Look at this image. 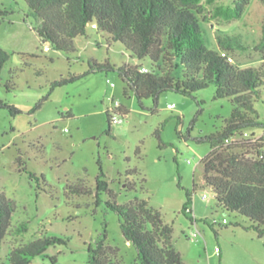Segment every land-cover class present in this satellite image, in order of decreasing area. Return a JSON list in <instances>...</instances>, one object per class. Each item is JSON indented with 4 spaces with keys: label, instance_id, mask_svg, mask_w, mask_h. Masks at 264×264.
<instances>
[{
    "label": "rangeland",
    "instance_id": "1",
    "mask_svg": "<svg viewBox=\"0 0 264 264\" xmlns=\"http://www.w3.org/2000/svg\"><path fill=\"white\" fill-rule=\"evenodd\" d=\"M235 1L202 3L211 14L218 5L234 7ZM0 6L13 10L0 22V48L10 54L0 71V101L21 110L12 115L0 106V191L16 204L0 262L7 263L14 248L48 235L69 240L47 249L58 261L37 256L29 264H91L89 246L96 247L107 231L106 242L118 248L115 263L136 264L137 249L123 236L119 214L107 206L113 198L105 191L97 195L102 166L117 203L143 198L161 212L173 227L172 241L185 264H264V235L245 229L246 217L219 207L204 181L201 160L211 147L202 138L222 129L233 109L229 98H215L212 84L191 96L164 91L157 101L125 95L118 69L142 63L152 70L149 59L137 61L121 42L109 44L91 26L86 36L74 39L76 51L55 50L39 36V24L24 0H0ZM263 23L264 2L250 0L242 18L206 22V41L217 47L219 35L240 34L246 47L233 52L234 61L256 66L262 61L255 45ZM93 60H108L116 68L54 86L87 72ZM118 104L127 114L117 110ZM255 107L264 123V93ZM108 111L122 119L112 123L110 132ZM251 135L264 136V127L244 131ZM129 183L135 188L129 189ZM79 184L91 192H72ZM186 190L201 232L196 240L188 237L196 230L191 214L182 211ZM24 221L28 229L20 233Z\"/></svg>",
    "mask_w": 264,
    "mask_h": 264
},
{
    "label": "trees",
    "instance_id": "2",
    "mask_svg": "<svg viewBox=\"0 0 264 264\" xmlns=\"http://www.w3.org/2000/svg\"><path fill=\"white\" fill-rule=\"evenodd\" d=\"M24 1L29 15L39 24L36 28L39 36L55 50L76 51L74 39L86 36L91 26L105 34L109 44L121 42L137 61L149 59L152 70L142 71L145 67L142 63L118 69L125 84V95L133 93L140 101L150 97L157 101L164 91L191 96L212 84L215 98H229L233 109L222 129L202 138L211 147L201 160L204 181L214 190L219 207L246 217L250 224L243 227L254 229L260 237L264 235V136H244L247 129L264 127L255 107V102L264 93V23L262 37L255 45L262 61L259 65L245 67L233 58V52L246 47L242 36L219 35L217 47H212L206 41L204 26L218 17L226 20L242 18L250 0H236L234 7L218 5L211 14L205 12L202 0ZM214 1L207 0L208 3ZM11 13L13 10L0 6V22ZM9 58L10 54L0 48V71ZM115 68L108 60H93L87 72L56 81L54 86L73 82L90 72ZM0 106L9 108L12 115L21 112L2 101ZM117 110L123 115L128 112L122 107ZM107 116L110 132L113 115L108 111ZM237 135L241 137L234 139ZM23 170L31 178L39 179L25 167ZM96 182L97 195L105 191L114 200L108 201L107 206L119 214L123 236L136 247V264H185L182 253L172 241L173 227L164 222L158 209L138 197L125 204L117 203L102 166ZM127 187L134 189L135 184L129 183ZM72 192L91 190L79 184ZM191 203L192 194L186 190L184 213H188ZM15 209V201L0 191V248L12 225ZM190 219L192 222L193 217ZM28 224V221L22 222L19 232L27 231ZM106 241L107 231L96 247L89 246L91 264H117L114 257L118 248ZM68 243L69 240L63 237L47 235L14 248L8 262L0 264H29L37 256L56 263L58 256L49 255L47 249Z\"/></svg>",
    "mask_w": 264,
    "mask_h": 264
},
{
    "label": "built area",
    "instance_id": "3",
    "mask_svg": "<svg viewBox=\"0 0 264 264\" xmlns=\"http://www.w3.org/2000/svg\"><path fill=\"white\" fill-rule=\"evenodd\" d=\"M94 27H96V25H94ZM141 70L142 71H147L148 69L145 68V67H143ZM108 82H110L112 86L115 85L109 79H108ZM118 106H119V104L116 106V108H119ZM173 107H174V104H169V108H173ZM121 120L122 119L117 114H114L113 115V122H119ZM203 199L204 200H207L208 199V195L206 193L203 195ZM187 211L193 217L192 225L195 226V228H196V230H191V232L189 233V236L188 237H189L190 240H196L200 236V234H201L200 230L197 227V218H196V215L194 213L193 207H188ZM223 223H228V220L226 218H224L223 219Z\"/></svg>",
    "mask_w": 264,
    "mask_h": 264
},
{
    "label": "water",
    "instance_id": "4",
    "mask_svg": "<svg viewBox=\"0 0 264 264\" xmlns=\"http://www.w3.org/2000/svg\"><path fill=\"white\" fill-rule=\"evenodd\" d=\"M130 243V242H129Z\"/></svg>",
    "mask_w": 264,
    "mask_h": 264
}]
</instances>
